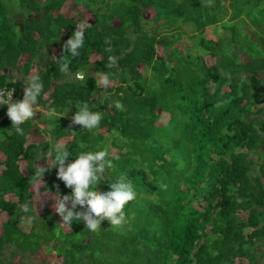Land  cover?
Instances as JSON below:
<instances>
[{"label": "trees", "instance_id": "obj_1", "mask_svg": "<svg viewBox=\"0 0 264 264\" xmlns=\"http://www.w3.org/2000/svg\"><path fill=\"white\" fill-rule=\"evenodd\" d=\"M214 3L0 0V90L14 88L12 98L20 100L23 80L39 74L44 85L23 135L11 127L7 105L0 106V212L6 214L0 264H17L3 259L5 247L32 259L49 242L61 264L259 263L264 256L258 252L264 246V7ZM227 17L226 41L204 37L209 26ZM81 20L90 26L80 55L72 58L63 45ZM188 30L194 31L191 45L181 49L176 45ZM90 65L99 81L88 77ZM79 71L82 78L72 79ZM82 103L102 111L97 129L72 124ZM117 103L123 109L117 110ZM49 107L62 116L51 132ZM163 113L168 119L158 124ZM40 121L51 139L29 142V130ZM60 139L74 155L109 153L112 167L99 191H108L117 179L132 182L137 196L125 205L124 224L113 227L105 220L90 232L74 222L65 231L54 208L37 215L32 194L71 192L58 177H49L57 175L56 168L36 174L40 155Z\"/></svg>", "mask_w": 264, "mask_h": 264}, {"label": "clouds", "instance_id": "obj_2", "mask_svg": "<svg viewBox=\"0 0 264 264\" xmlns=\"http://www.w3.org/2000/svg\"><path fill=\"white\" fill-rule=\"evenodd\" d=\"M89 26V23L84 20L77 23L75 30L63 45L65 54L72 58L80 55ZM110 62L115 64L116 58L111 57ZM67 68V64L62 65V70L66 71ZM23 83L22 99L13 100L14 88L0 95V106L7 105L6 114L11 121V127L19 135L24 134L22 125L36 115L38 101L44 88L39 74H33L30 79L23 80ZM108 83L109 76L104 74L103 84L107 86ZM115 108L121 110L123 105L117 103ZM59 117L62 116L57 114L54 107L48 108L46 118L55 122L54 125H50V132L54 131ZM102 119V111H94L87 103H82L72 115L71 122L82 126L83 129L94 130L100 126ZM73 156L75 159L69 161V157ZM108 156L109 153L104 150L81 151L74 155L64 142L57 141L51 145L50 150L43 154V157L40 155L38 158L48 160V165L38 167L37 175L41 177L49 168H56L58 179L64 183L65 187L71 189L70 194L62 195L57 192L53 198L55 212L61 217L62 224L69 229L74 222H83L85 229L97 232L101 228L102 221L106 220L113 227L121 226L126 222L125 205L135 200L137 196L132 182L117 179L115 182L108 183V191L98 190L106 170L112 167V161ZM28 210V206H25V211Z\"/></svg>", "mask_w": 264, "mask_h": 264}, {"label": "rangeland", "instance_id": "obj_3", "mask_svg": "<svg viewBox=\"0 0 264 264\" xmlns=\"http://www.w3.org/2000/svg\"><path fill=\"white\" fill-rule=\"evenodd\" d=\"M264 7V3L263 4H259V5H254V4H248V3H242L241 6L239 5H234V3H232V0H215L214 6L215 7ZM78 9L76 7V9L74 10L75 12L77 11L78 13ZM220 11V10H218ZM231 12V9L229 10ZM74 12V13H75ZM230 12L228 14H230ZM35 15V13L33 14ZM33 15H31V17H33ZM76 15V14H75ZM73 14V16H75ZM153 15V11L152 10H148L145 13V16L147 17V19H151ZM37 17V15H35ZM218 16L221 17V13H218ZM17 23H21L23 20V17L21 15L17 16ZM37 20V19H36ZM230 20H228V17L225 18L224 21L219 22L217 25H211L208 27L207 32L204 33V37L207 38H215L218 39L219 42L220 41H226V39L230 36L228 35V31L224 29V25L225 24H229ZM263 22V21H262ZM249 29V32L251 33L252 30H254V26H250L247 27ZM171 32V31H170ZM174 32H178V30H174ZM191 33H194V31L189 32L188 31H184L183 35L180 36V40L177 43L176 46L180 47L181 49H184L185 46L187 45H191V39L189 38V36L191 35ZM228 35V36H227ZM244 57H246L244 55ZM96 58V55H93L91 57V61L90 63L92 64L94 59ZM88 77H95V79L97 81L100 80L101 76L97 75V73L95 72V70L93 69V67L90 65L88 67ZM84 71H79V73L72 75V79H81L83 76ZM144 73L149 76L151 71L150 69H145ZM67 117L69 118L71 115V111H69L67 114ZM168 119V115L166 113H163V116H161L160 120L157 122L158 124H162L164 122H166ZM41 127H43V125L38 122V124H34L32 126V128L29 130V134H28V140L29 142H42V141H46V140H50L51 136L49 133H45L41 130ZM101 132H104L103 130H101ZM61 142H64V139H60ZM50 142V141H49ZM54 144V142H52L50 144L51 145ZM117 149L113 148L112 153L114 154V152H116ZM48 165V160L45 159H38L37 161V166L38 167H46ZM50 169V168H49ZM54 169V168H51ZM51 174V175H50ZM49 175L50 178H54L57 179V175L55 172H51ZM56 195V193H51V192H39L37 194H32L31 198H30V205L31 207L34 209V211L37 213V215H42L44 212L48 211L50 208H54V196ZM53 214V213H52ZM6 217L5 213L0 212V227L2 222L4 221L3 218ZM63 229H65V231L70 230L66 225H62ZM51 245H53L52 242H49L48 244H44L41 249L38 250V252L33 256V258H29L27 259L24 256H20L18 255L13 249H10L9 247H5L3 249V253H2V257L4 260L7 261H13L15 260V262L17 264H61V260L62 258L58 255L55 254V251L53 250H49V248L51 247ZM258 252H264V246H262ZM261 256V255H260ZM258 264H264V256L263 258L260 259Z\"/></svg>", "mask_w": 264, "mask_h": 264}, {"label": "built area", "instance_id": "obj_4", "mask_svg": "<svg viewBox=\"0 0 264 264\" xmlns=\"http://www.w3.org/2000/svg\"><path fill=\"white\" fill-rule=\"evenodd\" d=\"M4 92H5V90L4 89H1L0 90V95H2Z\"/></svg>", "mask_w": 264, "mask_h": 264}]
</instances>
